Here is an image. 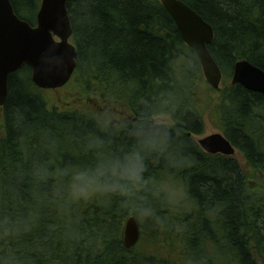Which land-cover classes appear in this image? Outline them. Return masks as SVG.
Here are the masks:
<instances>
[{"label": "trees", "instance_id": "trees-1", "mask_svg": "<svg viewBox=\"0 0 264 264\" xmlns=\"http://www.w3.org/2000/svg\"><path fill=\"white\" fill-rule=\"evenodd\" d=\"M41 1L11 3L36 26ZM181 1L213 28L208 49L224 81L241 60L264 71V0ZM67 9L78 53L72 80L99 102L60 110L36 93L30 67L10 75L0 108V264H264V95L231 83L215 106L245 170L194 139L205 130L204 73L160 0H68ZM113 104L132 120L110 118ZM141 124L166 131L169 146L146 154L134 199L73 198L71 170L133 150ZM132 216L141 238L127 250Z\"/></svg>", "mask_w": 264, "mask_h": 264}, {"label": "water", "instance_id": "water-1", "mask_svg": "<svg viewBox=\"0 0 264 264\" xmlns=\"http://www.w3.org/2000/svg\"><path fill=\"white\" fill-rule=\"evenodd\" d=\"M160 2L174 20L185 44L196 53L206 82L212 89L219 90L223 73L208 49L214 40L211 25L181 0ZM67 3L68 0H42L37 25L32 26L16 14L11 0H0V108L7 101L10 75L25 66L31 68L32 81L42 90H58L71 81L77 69L78 53L72 42L73 28ZM232 84L264 95V71L247 60L238 61ZM197 142L211 155L233 157L237 151L222 133ZM140 238L138 220L129 217L124 231L126 249H133Z\"/></svg>", "mask_w": 264, "mask_h": 264}, {"label": "clouds", "instance_id": "clouds-1", "mask_svg": "<svg viewBox=\"0 0 264 264\" xmlns=\"http://www.w3.org/2000/svg\"><path fill=\"white\" fill-rule=\"evenodd\" d=\"M137 147L122 156L102 155L94 166L71 170L70 195L75 199L87 198L97 192L119 193L133 200L146 184L143 178L144 158L152 152L164 153L168 149V135L155 125L141 124L132 133ZM133 212L141 215L146 210L131 204Z\"/></svg>", "mask_w": 264, "mask_h": 264}, {"label": "rangeland", "instance_id": "rangeland-1", "mask_svg": "<svg viewBox=\"0 0 264 264\" xmlns=\"http://www.w3.org/2000/svg\"><path fill=\"white\" fill-rule=\"evenodd\" d=\"M26 76H28V73H25ZM224 79V76H223ZM204 80L206 81L205 77ZM204 89L199 90V98L204 101L202 105L206 108L205 109V117H204V123H205V130L204 133L199 136H194V139L196 141L200 139H204L206 137H209L211 135L222 133V131L219 129L220 122L218 121L217 113H216V107L218 104L219 99L223 95L224 88L226 86H229L232 82V79L230 81H222L220 90L214 91L212 87L207 83ZM39 91V92H38ZM36 93L43 97L46 101L49 102L50 106H56L60 110H66V109H73V110H80L82 111L83 108L87 105L92 104V101H95L96 97L93 96H83L79 93V89L77 87V84H75V79L72 80L63 88L58 90H37ZM211 99V100H209ZM95 102H99L97 99ZM98 108L95 110L96 114L103 115L106 112V109L102 108V106L97 103ZM111 107V111L108 113L109 117L112 118H118L114 121H120L124 117H130L129 119L132 120V116L127 113V110L119 104H113ZM113 111V113H112ZM112 113V114H111ZM2 120V112L0 110V123ZM136 121V119H135ZM157 123H163L166 121V118H156L154 119ZM223 134V133H222ZM236 161H238L243 167V169L248 170L249 166L244 158V156L239 152L236 151V154L232 157Z\"/></svg>", "mask_w": 264, "mask_h": 264}]
</instances>
